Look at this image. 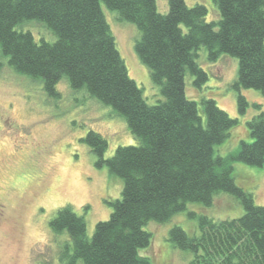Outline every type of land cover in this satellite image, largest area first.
Segmentation results:
<instances>
[{
    "label": "trees",
    "instance_id": "1",
    "mask_svg": "<svg viewBox=\"0 0 264 264\" xmlns=\"http://www.w3.org/2000/svg\"><path fill=\"white\" fill-rule=\"evenodd\" d=\"M101 2L135 25V53L159 88L156 103H147L129 76ZM213 2L218 18L207 21L204 4L185 0H168L164 13L156 0H0V52L8 65L41 79L51 96H58L62 80L84 90L122 117L136 140L104 158L107 141L100 133L90 130L82 139L97 167L119 177L122 188L118 198L106 201L109 217L95 224L91 236L70 205L56 210L48 225L53 234L67 233L59 256L64 264H151L141 254L152 238L147 223L166 222L189 202L210 206L220 192L232 196L243 213L217 220L188 212L198 233L174 225L168 240L192 253L188 264H264V205L235 183L233 166L264 167V112L246 121L251 141L240 140L235 152L223 156L218 146L238 118L212 98L198 103L186 95V77L197 88L208 80L198 63L205 47L210 62L222 54L237 59L233 88L240 115L249 105L240 89L264 97V0ZM27 20L42 22L55 39L36 41L29 30L17 29Z\"/></svg>",
    "mask_w": 264,
    "mask_h": 264
},
{
    "label": "rangeland",
    "instance_id": "2",
    "mask_svg": "<svg viewBox=\"0 0 264 264\" xmlns=\"http://www.w3.org/2000/svg\"><path fill=\"white\" fill-rule=\"evenodd\" d=\"M185 1L189 6L204 4L207 21L218 18L213 0ZM156 2L160 12L167 11L168 0ZM101 7L129 76L142 89L147 103H156L161 98L159 88L135 53V25L119 20L103 2ZM17 29L29 30L36 41L55 39L37 20H27ZM198 53V63L208 80L197 88L186 77L187 97L198 103L202 98H212L239 121L218 146L219 154L225 156L238 149L240 140L251 141L246 121L260 110L264 112V97L253 88L240 89L249 103L240 115L238 92L233 88L237 59L222 54L210 62L205 47ZM56 91L58 96L49 95L41 79L16 72L0 52V264H64L59 256L68 240L67 233L53 234L48 225L56 210L70 205L83 216L86 234L91 236L95 224L109 217L111 207L106 201L120 196L121 179L105 166L97 167L96 156L82 139L90 130L100 133L107 141L104 158L117 146L134 145L136 140L124 119L84 90L71 89L65 80L56 85ZM233 166L235 183L252 193L255 203L264 205V167L242 162ZM188 212L220 220L237 217L243 209L232 196L220 192L210 206L189 202L185 210L166 222H148L144 228L152 238L141 254L148 256L151 264H188L191 260L190 251L178 249L168 240V231L174 225L189 234L198 233L196 219ZM76 264L83 263L79 260Z\"/></svg>",
    "mask_w": 264,
    "mask_h": 264
}]
</instances>
